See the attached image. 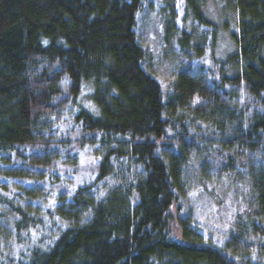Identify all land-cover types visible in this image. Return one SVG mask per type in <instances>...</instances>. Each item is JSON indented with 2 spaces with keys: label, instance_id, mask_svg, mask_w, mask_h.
<instances>
[{
  "label": "trees",
  "instance_id": "obj_1",
  "mask_svg": "<svg viewBox=\"0 0 264 264\" xmlns=\"http://www.w3.org/2000/svg\"><path fill=\"white\" fill-rule=\"evenodd\" d=\"M147 11L178 42L169 94ZM85 146L95 180L53 186ZM220 189L244 205L221 247L202 232ZM0 264H264V0H0Z\"/></svg>",
  "mask_w": 264,
  "mask_h": 264
},
{
  "label": "rangeland",
  "instance_id": "obj_2",
  "mask_svg": "<svg viewBox=\"0 0 264 264\" xmlns=\"http://www.w3.org/2000/svg\"><path fill=\"white\" fill-rule=\"evenodd\" d=\"M209 10L211 11L214 19L220 25L223 23L225 18L218 16V10H216L215 5L210 1ZM182 9H179V13L182 16ZM146 15H142L139 20V25L137 27L138 36L147 51V58L145 67L148 72L154 75L156 79L161 83L163 91L165 94L170 93V87L173 81L172 75L174 72L179 70L181 66V55L179 54V46L177 41H170L168 44L164 42V31H163V21L162 17L155 12ZM218 47L215 51L214 59H209L207 56L203 59L204 64L208 67H212L217 61L224 62L229 57L230 52H233L234 48L231 47L230 39L228 33H223L219 37ZM178 56V58H176ZM208 56L209 52H208ZM212 58V55L210 56ZM180 58V59H179ZM91 87H85L83 93L80 96L81 101H88L89 93H91ZM68 111V107L65 112ZM61 132L64 133L67 139L79 138L78 131L75 129L71 119L66 118L65 122L60 127ZM73 154L77 157V165L66 166L59 176L56 178L61 182L53 183V186L58 187L59 184H62L63 188L75 189L80 185H86L92 183L96 178V167L98 164V158L94 154V149L90 146L85 147H75ZM76 159V158H75ZM67 171L66 173H64ZM55 177V176H54ZM52 181H54L52 179ZM48 189H51L52 183L48 182L45 184ZM226 194L220 189L216 193L209 197L210 205L206 206L207 210V223L210 222L207 228L203 226L202 232L206 239L216 242L219 247L223 246L224 241L226 240L225 232L226 228L231 223L232 219L237 215L244 214V205L236 201L233 197L225 196ZM222 204L221 213L220 210H217V203ZM219 211L220 221L219 223L213 221V213ZM230 222V223H229ZM38 237L37 235H35ZM30 246H14V251L16 255L22 256L25 259V256L28 254Z\"/></svg>",
  "mask_w": 264,
  "mask_h": 264
}]
</instances>
